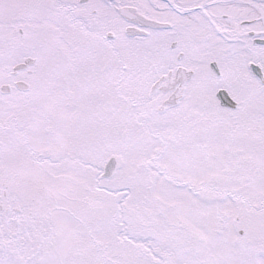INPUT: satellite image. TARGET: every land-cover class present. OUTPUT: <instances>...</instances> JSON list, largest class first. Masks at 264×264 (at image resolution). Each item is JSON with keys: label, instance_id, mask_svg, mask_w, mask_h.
<instances>
[{"label": "snow or ice", "instance_id": "obj_1", "mask_svg": "<svg viewBox=\"0 0 264 264\" xmlns=\"http://www.w3.org/2000/svg\"><path fill=\"white\" fill-rule=\"evenodd\" d=\"M0 264H264V0H0Z\"/></svg>", "mask_w": 264, "mask_h": 264}]
</instances>
